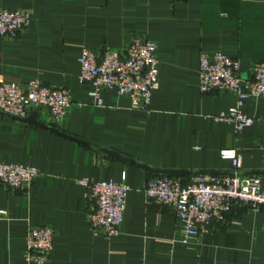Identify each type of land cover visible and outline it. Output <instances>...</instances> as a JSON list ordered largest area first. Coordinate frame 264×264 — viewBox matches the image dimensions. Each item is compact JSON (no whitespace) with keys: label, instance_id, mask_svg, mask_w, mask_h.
Returning <instances> with one entry per match:
<instances>
[{"label":"crops","instance_id":"1","mask_svg":"<svg viewBox=\"0 0 264 264\" xmlns=\"http://www.w3.org/2000/svg\"><path fill=\"white\" fill-rule=\"evenodd\" d=\"M0 9L31 16L18 39L0 38V85L39 81L66 89L75 104L57 124L37 114L60 134L0 115V163L40 172L29 191L0 186V211L7 213L0 264H34L27 260L33 227L55 233L47 264H264V208L235 210L204 239L184 245L173 209L148 204L141 192L164 176L149 170L184 171L186 182L204 172L233 173L220 156L225 149L240 152L242 174L259 176L264 192V98L244 102L242 112L256 123L236 134L215 120L235 97L199 90L203 54L240 60L245 80L264 62V0H0ZM135 36L157 45L150 111L108 91L97 107L93 88L79 82L83 50L122 53ZM123 178L133 191L121 232L95 236L78 180Z\"/></svg>","mask_w":264,"mask_h":264},{"label":"built area","instance_id":"2","mask_svg":"<svg viewBox=\"0 0 264 264\" xmlns=\"http://www.w3.org/2000/svg\"><path fill=\"white\" fill-rule=\"evenodd\" d=\"M31 23L29 13L0 9V38L16 40ZM157 45L135 36L122 53H102L85 48L79 60L81 85L93 89L90 97L97 107L104 105L102 93L115 92L131 102L134 110L150 111L152 96L158 90L159 62ZM199 90L202 94H231L235 106L215 117L216 122L232 124L235 133L252 127L256 120L242 112L248 99L264 98V62L255 63L247 80L243 79L241 62L221 53L201 57ZM75 106L64 88H53L39 81L27 85H0V115L27 120L34 113H45L57 124ZM223 160L232 162L234 172L214 176L194 175L189 181L161 176L142 190L148 204L169 206L181 225V243L200 241L213 224L225 223L239 209L259 211L264 208V192L259 176L242 174V156L236 149H225ZM40 176L38 169L17 164L0 163V186L29 191ZM86 191L89 204L88 223L95 236L116 237L121 232L128 195L133 189L122 183L78 180ZM7 213L0 211V220ZM55 233L46 227L30 228L27 234V260L47 264L54 251Z\"/></svg>","mask_w":264,"mask_h":264},{"label":"water","instance_id":"3","mask_svg":"<svg viewBox=\"0 0 264 264\" xmlns=\"http://www.w3.org/2000/svg\"><path fill=\"white\" fill-rule=\"evenodd\" d=\"M23 122L28 123V124H32V125L37 126V127L51 129L54 132H56L57 134H60V132L58 130H55L51 127H48L44 124L39 123L37 120V113L32 114L30 116V118H28L27 120H23ZM70 139H72V138H70ZM112 155H114L113 157L119 158V156L117 154H112ZM120 159H122V158H120ZM124 161L132 162L131 160H128V159H124ZM146 169H148V168H146ZM149 171H151L157 175H167V176H171L174 178H182L185 175H188V173L184 172V171H161V170H149ZM202 175L214 176V175H218V174L216 172H204V173H202Z\"/></svg>","mask_w":264,"mask_h":264}]
</instances>
